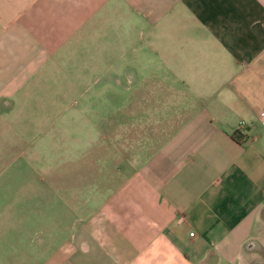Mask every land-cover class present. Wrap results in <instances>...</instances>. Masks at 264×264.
<instances>
[{"label":"crops","instance_id":"1","mask_svg":"<svg viewBox=\"0 0 264 264\" xmlns=\"http://www.w3.org/2000/svg\"><path fill=\"white\" fill-rule=\"evenodd\" d=\"M46 84L82 96L97 144L146 133L79 167L50 152L44 202L36 136L9 111ZM263 111L264 0H0V264H246L264 252Z\"/></svg>","mask_w":264,"mask_h":264},{"label":"rangeland","instance_id":"2","mask_svg":"<svg viewBox=\"0 0 264 264\" xmlns=\"http://www.w3.org/2000/svg\"><path fill=\"white\" fill-rule=\"evenodd\" d=\"M174 14V13H172ZM171 12H167L166 14L160 15L158 21L156 22L158 26L160 25H168L176 22L175 15H172ZM139 22H143L144 24H150L149 20L141 19ZM145 22V23H144ZM161 27V26H160ZM140 29H142L140 27ZM143 30V29H142ZM144 31V30H143ZM145 32V31H144ZM147 34V32H145ZM161 32L153 31L152 35L155 39L160 36ZM43 86V85H42ZM54 86V85H53ZM48 84L41 87L34 94H29L26 96L28 99V103L30 105H24L23 108H16V111H9L12 118H19L20 121L24 125V131L28 135H35L34 143H31L33 146L35 145V149L39 148L40 156L37 158L35 156L34 159L30 158L28 161H34L35 167L39 165L40 174H35L32 179L35 180L36 184L42 185L40 188V198L42 201L47 202L48 197V179L49 176L47 174L48 165L50 162V155L52 153L64 154V151L69 153V158H57V166H65V164L74 165L76 167L81 166V160L84 162L86 158L83 157L81 159V153L84 150H89L91 152L97 150V146L103 151L109 152L112 151L114 147L118 148L119 151H122V158L128 155H124L129 151L130 146L135 143L136 139H142L145 135L146 131L143 132L140 128L128 127L122 125V127H116L115 131L111 126H106L105 141L103 143L97 144L96 140L93 139V136L96 135V127L88 124L86 126V121L82 122V110L80 109L82 96L80 95H60L57 94L58 91L54 90L50 93L48 92ZM52 89V88H50ZM84 97V96H83ZM90 98H95V96H90ZM111 98V96H110ZM72 102L73 108L66 109L64 108L66 104ZM67 107V106H66ZM84 113V112H83ZM112 112H106V118H112V116L107 117V115H111ZM86 114V113H85ZM15 115V116H14ZM97 117L96 112H90L89 118L95 119ZM92 121V120H91ZM123 122V121H122ZM119 134V137L116 143H113L112 135ZM34 138V137H33ZM90 139L89 143L85 142L86 139ZM36 140V141H35ZM40 140V143L39 141ZM83 140V141H82ZM31 144H29L31 146ZM27 145V144H26ZM87 146L89 148H87ZM58 151V152H57ZM52 152V153H50ZM32 154V153H31ZM72 158V159H71ZM121 158V168H123V159ZM105 159V166L103 168L104 172L100 171L97 174L95 171H92L93 176L89 177L88 185L91 189H94L97 183L107 182L112 176V160ZM54 161V160H53ZM95 156L90 155L88 160L89 167L95 166ZM119 163L116 160V164ZM28 167V165H26ZM25 181L32 182V179L26 175ZM39 177V178H38ZM74 178L78 179L77 183H81V176L74 175ZM86 180L84 179L83 182ZM75 182V180H74ZM78 187H74V196L80 194L76 192ZM80 189V188H79ZM26 199H32V190H26ZM44 209V208H42ZM47 209V206H46ZM255 247L253 252L258 253V255L254 254L253 256L250 254L248 257V262L246 264H264V252L262 253V249L260 251L259 248H262L263 245L260 243L253 244ZM259 247V248H258ZM258 248V249H257ZM246 257V255H243Z\"/></svg>","mask_w":264,"mask_h":264},{"label":"trees","instance_id":"3","mask_svg":"<svg viewBox=\"0 0 264 264\" xmlns=\"http://www.w3.org/2000/svg\"><path fill=\"white\" fill-rule=\"evenodd\" d=\"M232 136L237 139V140H242L243 137H244V134H242L241 131L239 130H235L233 133H232Z\"/></svg>","mask_w":264,"mask_h":264},{"label":"built area","instance_id":"4","mask_svg":"<svg viewBox=\"0 0 264 264\" xmlns=\"http://www.w3.org/2000/svg\"><path fill=\"white\" fill-rule=\"evenodd\" d=\"M264 112V111H263ZM243 127V121H240L239 122V126H238V129H240L239 131H241V128ZM190 233H192V232H190Z\"/></svg>","mask_w":264,"mask_h":264}]
</instances>
